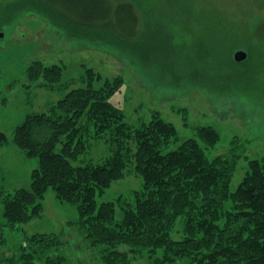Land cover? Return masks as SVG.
I'll list each match as a JSON object with an SVG mask.
<instances>
[{
	"label": "rangeland",
	"instance_id": "obj_1",
	"mask_svg": "<svg viewBox=\"0 0 264 264\" xmlns=\"http://www.w3.org/2000/svg\"><path fill=\"white\" fill-rule=\"evenodd\" d=\"M41 1L0 0V135L12 140L27 115L51 113L71 90L87 84V71L93 68L105 78L123 80V91L113 101H120L129 124L139 127L159 113L176 125L178 139L168 150L198 138L202 127L218 132L215 145L203 146L211 159L231 151L238 158L232 191L249 171L250 160L264 157V0H131L142 16L135 39L79 27ZM240 50L248 54L242 61L235 58ZM33 61L45 68L61 66L59 79L52 81L54 76L44 71L29 81ZM111 143L108 131L92 140L75 163L101 162L111 154ZM38 166V157L13 143L0 145V199L29 187ZM142 188V177L131 167L97 201L114 202L120 220L126 203L135 202ZM42 204L38 216L10 226L0 202V235H5L0 261L19 253L30 236L56 233L67 244L62 249L71 252L72 264L105 263L109 246L85 239L76 204L60 199L52 187ZM184 228L180 217L173 238L182 239ZM115 248L126 251L131 264H159L164 255L162 248ZM163 264L192 262L186 256Z\"/></svg>",
	"mask_w": 264,
	"mask_h": 264
},
{
	"label": "trees",
	"instance_id": "obj_2",
	"mask_svg": "<svg viewBox=\"0 0 264 264\" xmlns=\"http://www.w3.org/2000/svg\"><path fill=\"white\" fill-rule=\"evenodd\" d=\"M41 2L58 18L82 28L110 31L123 39L141 34L142 16L131 0ZM43 66L33 61L29 81H36L44 71L54 76L52 81L59 79L61 66ZM86 83L59 100L51 113L27 115L12 140L0 135V145L13 143L29 157L39 158L29 187L0 199L5 225L38 216L52 187L60 199L77 205L78 222L89 244L109 246L104 264H131L126 251L113 249L121 244L164 249L159 264L186 256L192 264H264V157L250 160L249 171L232 191L238 158L232 151L208 157L203 145H215L219 139L212 127L200 128L198 138L168 150L171 140L178 139L176 125L159 113L139 127L129 124L120 101H113L123 91L121 78H105L89 68ZM108 131L111 154L101 162L76 164L91 141ZM131 167L142 177L143 188L117 220L114 202L98 204L97 197ZM180 217L185 236L176 240L172 230ZM4 240L2 232L0 244ZM64 246L68 248L59 234H36L0 264H72V254L64 253Z\"/></svg>",
	"mask_w": 264,
	"mask_h": 264
},
{
	"label": "water",
	"instance_id": "obj_3",
	"mask_svg": "<svg viewBox=\"0 0 264 264\" xmlns=\"http://www.w3.org/2000/svg\"><path fill=\"white\" fill-rule=\"evenodd\" d=\"M4 36V33L3 32H0V37H3ZM247 52L246 51H243V50H240L238 51L236 54H235V58L236 60L238 61H242L244 59L247 58Z\"/></svg>",
	"mask_w": 264,
	"mask_h": 264
}]
</instances>
